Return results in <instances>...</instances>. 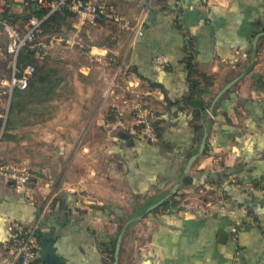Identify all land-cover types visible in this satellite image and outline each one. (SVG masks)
<instances>
[{
    "label": "crops",
    "instance_id": "0c3cea01",
    "mask_svg": "<svg viewBox=\"0 0 264 264\" xmlns=\"http://www.w3.org/2000/svg\"><path fill=\"white\" fill-rule=\"evenodd\" d=\"M101 1L133 28L104 19L81 26L73 15L64 19L65 35H45L51 55L62 42L69 48L57 50L64 57L72 45L97 39L90 52L78 49L77 65L63 69L81 74L82 81L69 87L64 81L62 90L85 91L64 100L72 107L63 120L83 126L73 132L65 128L54 153L62 158L78 153L80 159L64 161L62 170L49 176L27 168L30 179L23 187L0 168V264L12 257L14 233L7 229L12 221L35 228L33 264H114L109 251L118 237L116 264H264V0H210L207 5L200 0ZM4 4L15 15L35 7L32 0H0ZM136 21L141 36L135 35ZM113 37L114 48H106ZM157 56L166 65L155 70ZM108 58L126 97L113 94L109 85L116 130L101 170L88 153L104 147L75 145L70 138L105 136L98 131L107 94L94 99L90 79L103 69L98 62ZM190 83L201 92L195 98L208 104L203 120L184 106ZM53 98L45 104L48 110ZM137 98L151 105L161 130L155 143L141 140L128 114ZM192 155L197 157L186 173L190 184L180 188L174 208L136 215L138 206L150 209L168 197ZM196 191L206 192L201 197L205 207L190 204L200 198L194 197Z\"/></svg>",
    "mask_w": 264,
    "mask_h": 264
},
{
    "label": "rangeland",
    "instance_id": "374dc122",
    "mask_svg": "<svg viewBox=\"0 0 264 264\" xmlns=\"http://www.w3.org/2000/svg\"><path fill=\"white\" fill-rule=\"evenodd\" d=\"M130 27L133 28L134 24L130 22ZM109 28L112 32H114V23L109 24ZM108 32L111 33L112 32ZM93 35H96L97 38L100 35L99 32L93 31ZM98 34V35H97ZM114 35V34H113ZM112 35V36H113ZM94 40V39H93ZM7 39L6 36L1 33L0 34V79H6L9 77V70L7 68V57L5 56L4 50L6 45ZM97 43V39H96ZM94 42H89L88 45L92 47V45H96ZM103 43V42H101ZM66 45L63 44V42L60 45L55 46L53 48L54 53L52 51V55L44 57L43 60H39L40 64L47 63V65H51L52 67L56 68L54 71L55 73L53 75V79L55 80L56 84L60 83L55 92L51 98L54 99V102H52V106L49 107V110L47 106L44 104L43 107H38L33 105H29L26 108V112H22V115L20 114L18 118H23L24 121L21 123H17L16 126L13 127L12 130L9 132L4 131V123L7 119L10 102H11V95L1 94L0 95V119L2 120V125L0 127V168L4 169L8 174L13 172V169H17V171H21L24 173H28L27 168H30L35 171H41L42 169L47 173L46 175L49 176L51 172H57V169L62 170V164L64 161H72V162H78L80 159V155L78 153H70L65 156V158H62L61 154L54 153L58 150V147L62 144L61 141L63 140L62 137L63 131L65 128H69L67 131H75L80 130L83 126L82 124H79L78 122H67L63 119L67 116H64L66 113H68V110L71 109V104L69 105L65 99L68 97L76 98L82 96V92H85L84 90H77V89H71L68 93L67 90H62L63 82L65 81V85H69V83H72L75 81H82L81 74H74L71 72L64 73L63 69H66L67 67H73L77 65L78 57L77 53L79 52L77 45H72L70 49V53H65V57L62 55L59 50V47L62 49L69 50L68 47L65 48ZM106 48L112 49L114 48V37L106 40L105 42ZM93 48V47H92ZM91 49L88 52H90ZM51 52V50H50ZM86 53V52H85ZM48 54V55H49ZM104 60V59H103ZM99 61L100 67H102V71H98L92 74V78L90 79V84L93 86L92 89H90V93L92 94L93 98L98 97L99 95H105L104 99H106L107 107H106V114L104 115L102 123V131L97 129L98 132H100L101 135H105L103 137H93L88 138L86 136L82 137H71L70 140L75 143V145H78L79 143H85L87 145H95V144H101L104 148L100 153H88L90 157L91 162H95L96 159L97 164L100 163L101 170H104V165L109 161L110 155L107 153V147L111 145L112 140H114V102H111L112 98L110 97V91H109V85H111V92L113 94L119 93L121 95V99H125L126 97V91L122 90L121 83L123 80H119V82L114 80V61H110V59H106L105 61ZM68 63H65L67 62ZM98 61V60H97ZM71 62V63H70ZM95 63V62H94ZM92 63L91 61H88L89 65L96 66L97 63ZM69 64V66H68ZM125 67L123 66V69ZM59 71V72H58ZM95 71V70H94ZM126 73V72H125ZM123 77H127V75H123ZM115 81V82H114ZM117 82V83H116ZM115 83V86H114ZM55 84V85H56ZM105 84L107 86H105ZM69 87V86H68ZM106 87V88H105ZM57 94V95H56ZM69 94V95H68ZM110 103H109V102ZM130 107H128L130 110L128 114L131 115V118L133 119L135 126L136 120H135V109L134 107H138L141 109H145L147 113H149V118L153 120L152 112L150 103H143L141 98H137L134 103H130ZM48 111V112H47ZM127 111V110H126ZM32 113V115H31ZM126 114V112H124ZM33 115L35 117H33ZM129 115V116H130ZM51 118V121H44L47 117ZM98 122V121H97ZM112 122V123H111ZM89 124V123H88ZM71 132V133H72ZM108 132V133H107ZM48 133H50V136H48ZM107 135V136H106ZM61 136V138H60ZM96 140V141H94ZM97 142V143H95ZM97 144V145H98ZM55 163V165H52V163ZM95 162V163H96ZM94 167L93 165H91ZM55 170V171H54ZM60 170V171H61ZM12 171V172H11ZM207 197L206 192H195L194 197H200L199 199L189 201L190 204L199 207H202L203 205L201 197ZM124 241H126V237L123 238Z\"/></svg>",
    "mask_w": 264,
    "mask_h": 264
},
{
    "label": "built area",
    "instance_id": "2783aa9c",
    "mask_svg": "<svg viewBox=\"0 0 264 264\" xmlns=\"http://www.w3.org/2000/svg\"><path fill=\"white\" fill-rule=\"evenodd\" d=\"M209 1L200 0L201 5H207ZM32 2L35 7L45 9L46 12L41 17L29 18L21 27L2 19L1 16L9 5L0 6V26L7 39L4 53L7 57V68L10 74L8 78L0 79L1 94L7 93L9 96L14 89L23 90L27 86L34 67L32 64H26L19 73L17 59L22 51H29L38 59H43L50 53L51 46L45 41L46 37L42 28L44 21L50 14L66 9L76 16L81 26L92 25L98 19H104L109 22L120 23L125 29L130 28V21L114 14V11L109 9L101 0H32ZM135 35H142L140 21L135 22ZM76 45L81 52L92 49L87 43L81 42ZM165 65V60L160 56L152 60V67L155 70L162 69ZM133 109H135L136 124L141 127L139 133L141 140L157 142L158 137L153 131L149 113L138 107ZM10 177L18 187H23L30 179L28 173L17 171V169H13ZM7 229L14 233V237L10 244L12 257L4 264H33L37 257L33 242L35 228H25L21 223L12 221Z\"/></svg>",
    "mask_w": 264,
    "mask_h": 264
},
{
    "label": "trees",
    "instance_id": "16d2710c",
    "mask_svg": "<svg viewBox=\"0 0 264 264\" xmlns=\"http://www.w3.org/2000/svg\"><path fill=\"white\" fill-rule=\"evenodd\" d=\"M33 3V2H32ZM45 9L32 7V5H28L24 11L18 15L10 12L8 8L5 9L1 18L9 21L12 24L22 26L24 22H26L31 17H41L45 13ZM73 14L66 9H62L60 11L54 12L50 14L47 19L44 21L42 28L43 32L46 35H65L67 30L69 29V25H66L64 19L66 17H71ZM1 28V26H0ZM39 60L34 57L32 53L29 51H22L19 54L17 59V67L19 69V73L21 69L26 64H32L34 67V71L31 77L28 80L27 86L23 90L14 89L12 91L11 102L9 107V112L7 119L4 123V131L9 132L13 129L17 123H21L24 121L23 118L17 117L22 112H26V108L30 105L43 107L47 100L52 96L53 88L56 84L53 79V75L55 72L52 69H48L47 63L40 64ZM189 90L187 92L186 97L184 98V106L187 108H191L194 113H196V117L200 120H203L206 115L208 104L203 103L201 99H196L195 94H200L201 92L196 88V84L190 83ZM32 115V113H31ZM34 116V115H33ZM153 131L155 135L159 138L161 137V130L157 125L155 120L150 119ZM2 125V120L0 119V127ZM136 130L138 134L141 131L140 125H136ZM140 137V134H139ZM141 138V137H140ZM190 184V178L187 174H182L176 181L177 188L174 192H171L165 200L158 204L156 207L148 209V204L141 205L136 208V215L147 214L149 212H154V210L161 208L162 210H170L174 208V206L179 202L180 188L188 186ZM145 209H147L145 211ZM143 211L145 213H143ZM125 229L121 228L119 234H121ZM121 236V235H120ZM116 239L111 245V249L109 253L111 254V261H115L114 257V249L116 244Z\"/></svg>",
    "mask_w": 264,
    "mask_h": 264
},
{
    "label": "water",
    "instance_id": "95a60500",
    "mask_svg": "<svg viewBox=\"0 0 264 264\" xmlns=\"http://www.w3.org/2000/svg\"><path fill=\"white\" fill-rule=\"evenodd\" d=\"M237 81V78L232 80L231 82H229L227 85H225L218 93L217 95L214 97L213 101H212V105L220 98V96H222V94L229 88L230 85H233L235 82ZM204 148V142H202L199 146V150H198V153H201L202 150ZM197 155H192L188 161H187V164H185V168H184V173H188L189 169H190V164L193 163V161L196 159ZM31 174H34V175H38V176H41L39 173L35 172V171H30ZM177 188V185L174 186V188L172 189V192H174ZM165 200L164 199H161L158 203H156L155 205L152 206L153 207H156L158 204L162 203L163 201ZM119 246H120V237L117 238V241H116V244H115V249H114V257H115V261H114V264H116V257L118 255V251H119Z\"/></svg>",
    "mask_w": 264,
    "mask_h": 264
}]
</instances>
